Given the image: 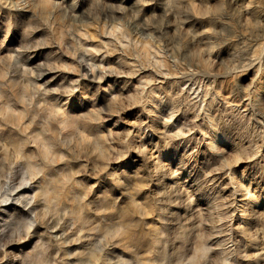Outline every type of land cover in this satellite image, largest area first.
Masks as SVG:
<instances>
[{"label": "rangeland", "instance_id": "1", "mask_svg": "<svg viewBox=\"0 0 264 264\" xmlns=\"http://www.w3.org/2000/svg\"><path fill=\"white\" fill-rule=\"evenodd\" d=\"M0 264H264V0H0Z\"/></svg>", "mask_w": 264, "mask_h": 264}]
</instances>
